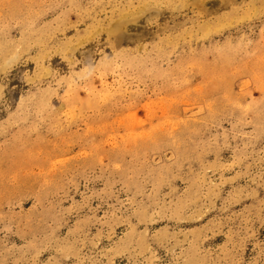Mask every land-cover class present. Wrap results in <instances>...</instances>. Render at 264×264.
<instances>
[{
	"label": "rangeland",
	"instance_id": "obj_1",
	"mask_svg": "<svg viewBox=\"0 0 264 264\" xmlns=\"http://www.w3.org/2000/svg\"><path fill=\"white\" fill-rule=\"evenodd\" d=\"M0 264H264V0H0Z\"/></svg>",
	"mask_w": 264,
	"mask_h": 264
}]
</instances>
